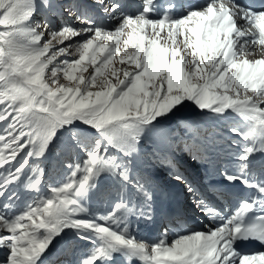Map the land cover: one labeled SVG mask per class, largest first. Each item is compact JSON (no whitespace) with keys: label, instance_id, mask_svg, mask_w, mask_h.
Here are the masks:
<instances>
[{"label":"snow or ice","instance_id":"obj_1","mask_svg":"<svg viewBox=\"0 0 264 264\" xmlns=\"http://www.w3.org/2000/svg\"><path fill=\"white\" fill-rule=\"evenodd\" d=\"M0 264H264V0H0Z\"/></svg>","mask_w":264,"mask_h":264}]
</instances>
